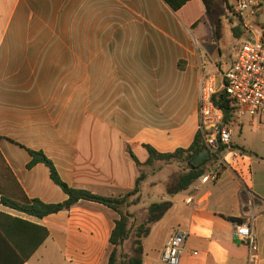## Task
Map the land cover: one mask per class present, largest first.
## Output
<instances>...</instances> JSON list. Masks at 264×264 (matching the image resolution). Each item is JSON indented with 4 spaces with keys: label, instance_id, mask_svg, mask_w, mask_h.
Wrapping results in <instances>:
<instances>
[{
    "label": "crops",
    "instance_id": "0c3cea01",
    "mask_svg": "<svg viewBox=\"0 0 264 264\" xmlns=\"http://www.w3.org/2000/svg\"><path fill=\"white\" fill-rule=\"evenodd\" d=\"M262 15L264 7L234 16L246 40L264 35ZM221 23L217 38L201 0L177 11L163 0H0V264H108L119 218L112 209L82 200L38 218L1 199L67 201L48 167L30 165L29 150L43 152L70 187L118 197L139 176L129 151L144 163V145L161 153L188 148L199 132L202 78L212 76L222 90L240 50L219 49L238 36L233 20L231 35ZM246 120L255 127V117ZM231 145L239 154L222 153L216 180L200 177L171 198L168 178H158L168 166L155 163L140 203L146 191V200L172 207L143 240L142 264H165L162 251L176 230L188 233L180 264H249L233 220L250 214L256 264H264V154L252 137H232Z\"/></svg>",
    "mask_w": 264,
    "mask_h": 264
},
{
    "label": "trees",
    "instance_id": "16d2710c",
    "mask_svg": "<svg viewBox=\"0 0 264 264\" xmlns=\"http://www.w3.org/2000/svg\"><path fill=\"white\" fill-rule=\"evenodd\" d=\"M163 1L173 11H177L191 0ZM201 1L204 4L206 16L214 23L216 37L219 38L222 31V23L221 18L216 12L217 0ZM224 1L228 10H232V6L228 1ZM212 100L217 107L223 110L224 122L227 123L232 116L233 107L226 96L225 90L218 91L213 95ZM144 148L148 152V159L144 163H141L136 155L129 151L132 160L139 169V176L135 180L133 189L125 195L118 197L101 196L87 190L70 187L61 179L54 163L43 152L29 150V153L33 157L30 165L42 163L48 167L51 180L67 194V201L62 204H44L37 199H28L22 194L19 202L7 197L2 198L1 202L8 207L38 218H43L64 209L69 210L74 204L82 200L106 206L115 211L119 216L114 223L109 237L113 250L109 256L108 264H142L143 240L150 234L152 226L160 221L172 207L170 200L155 201L146 208L145 217L141 221H138L135 214L130 211L132 207L137 206L141 202L144 182L148 179L151 171L155 172V163H162L158 170H162L166 166L175 167L172 175L164 183V193L171 198L187 190L212 168L217 162L218 157L221 158L226 147L218 142L216 155L208 153L198 166L193 165L194 158L203 150H207L200 132L196 134L193 143L188 148H178L169 153L158 152L150 145H144ZM231 148L234 147L231 146ZM241 150L244 151L243 149ZM6 173H8L7 170ZM233 222L241 223L242 221L233 220ZM129 240H132L131 252L126 253L125 246Z\"/></svg>",
    "mask_w": 264,
    "mask_h": 264
},
{
    "label": "built area",
    "instance_id": "2783aa9c",
    "mask_svg": "<svg viewBox=\"0 0 264 264\" xmlns=\"http://www.w3.org/2000/svg\"><path fill=\"white\" fill-rule=\"evenodd\" d=\"M263 7L264 0H237L232 10L240 16L254 17ZM222 89L233 107L230 120L225 123L223 110L213 103L212 97L218 91L212 76L207 75L201 80L198 94V129L208 153L216 155L220 142L226 147L223 153L237 157L239 153L231 148V140L242 125L243 118L264 115V35L251 33L245 40L224 75ZM224 165V158L218 157L214 166L201 178L216 180ZM191 201L189 198L186 202L189 204ZM234 227L236 238L247 245L249 264H256L258 244L254 216L248 215L241 223H234ZM187 236L188 233L183 230L173 232L162 251L165 264H180Z\"/></svg>",
    "mask_w": 264,
    "mask_h": 264
},
{
    "label": "rangeland",
    "instance_id": "374dc122",
    "mask_svg": "<svg viewBox=\"0 0 264 264\" xmlns=\"http://www.w3.org/2000/svg\"><path fill=\"white\" fill-rule=\"evenodd\" d=\"M227 1H228V3L230 2V0H227ZM231 1L235 2V4H236V0H231ZM216 12H217V15L221 18L223 25L225 26L226 35L227 34L231 35V33H232V30H230L231 26L228 23L229 20H233L236 23L235 31L238 33V36L236 38H232V37L228 38L227 37V38H225V40H223L222 42H220L218 44L219 49H221V51L223 53L228 52L231 56H234V54L241 48L242 44L246 40V36L244 33L245 29L243 27V24L239 18L234 17V16H239V17H243V18H247L249 16H246V17L240 16L237 13H235L233 10H228L224 0H217L216 1ZM230 13H232V14H230ZM261 19H264V15L261 16ZM255 118L257 119V122H256V125L254 128H252L250 125H248L246 117L243 118L242 125L240 126L239 130L236 132V134L233 137H252V144L254 146L253 150H255V152H257L258 154H264V115H257V116H255ZM240 129H242V133L240 132ZM172 168H173V166L172 167L169 166L166 168V170H164L161 174H159V176H158L159 180H161V179L165 180V179L169 178L173 173V172H171ZM173 169H175V168H173ZM138 172H139V170H138ZM155 176H156V174H155ZM159 180H157V181H159ZM157 184H158L157 188L162 189L163 185L160 182H158ZM156 193L160 195L161 190H158V192H156ZM144 194H145V196H144L145 200L142 203H140L139 205L134 206L130 209L131 212H133L135 214L138 221H141L144 219L145 210L151 203H153L155 201H159V199H155L154 201L146 200L147 199L146 191L144 192ZM131 247H132V240H129L125 246V252L130 253Z\"/></svg>",
    "mask_w": 264,
    "mask_h": 264
},
{
    "label": "water",
    "instance_id": "95a60500",
    "mask_svg": "<svg viewBox=\"0 0 264 264\" xmlns=\"http://www.w3.org/2000/svg\"><path fill=\"white\" fill-rule=\"evenodd\" d=\"M208 150H203L201 153H199L193 160V165L198 166L202 160L207 156Z\"/></svg>",
    "mask_w": 264,
    "mask_h": 264
}]
</instances>
